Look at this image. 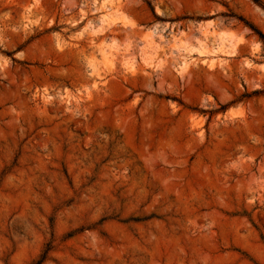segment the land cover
Instances as JSON below:
<instances>
[{
    "label": "rangeland",
    "instance_id": "rangeland-1",
    "mask_svg": "<svg viewBox=\"0 0 264 264\" xmlns=\"http://www.w3.org/2000/svg\"><path fill=\"white\" fill-rule=\"evenodd\" d=\"M264 0H0V264H264Z\"/></svg>",
    "mask_w": 264,
    "mask_h": 264
},
{
    "label": "trees",
    "instance_id": "trees-1",
    "mask_svg": "<svg viewBox=\"0 0 264 264\" xmlns=\"http://www.w3.org/2000/svg\"><path fill=\"white\" fill-rule=\"evenodd\" d=\"M259 36H260L261 38H264L262 33H259Z\"/></svg>",
    "mask_w": 264,
    "mask_h": 264
}]
</instances>
